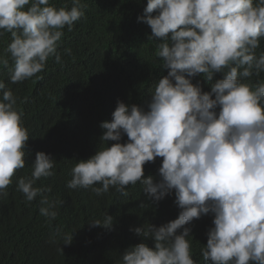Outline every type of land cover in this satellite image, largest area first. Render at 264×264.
Masks as SVG:
<instances>
[{
	"label": "clouds",
	"instance_id": "obj_1",
	"mask_svg": "<svg viewBox=\"0 0 264 264\" xmlns=\"http://www.w3.org/2000/svg\"><path fill=\"white\" fill-rule=\"evenodd\" d=\"M71 4L57 8L51 0H0V37L10 34L0 64L8 67L11 60V83L42 79L37 74L50 57L61 63L57 47L63 30L72 31L87 8L81 0ZM137 21L150 28L148 39L162 41L156 56L167 75L154 85L147 111L117 101L111 121L99 125L100 140L116 143L77 162L66 187L91 189L98 197L114 187L127 197V186L139 182L154 203L174 191L178 217L159 227L130 229L151 238L153 247L142 242L126 249L120 264H195L191 229L184 226L209 213L213 227L200 249L205 261L264 264V80L246 82L264 73V52L257 54L264 40V0H147ZM216 73L223 78L210 85V92L191 82L197 76L212 81ZM0 93L4 197L16 170L25 167L29 134L17 97L2 80ZM122 134L127 136L123 144ZM156 158H162L159 182L143 172V165ZM54 167L50 155L38 152L31 175L20 177L16 186L25 202L41 197L39 213L47 223L56 220L61 202L44 195L51 188L34 185L53 176ZM112 224L106 214L90 222L105 229ZM178 229L183 231L176 235ZM62 239L69 245L72 235L64 233Z\"/></svg>",
	"mask_w": 264,
	"mask_h": 264
},
{
	"label": "trees",
	"instance_id": "obj_2",
	"mask_svg": "<svg viewBox=\"0 0 264 264\" xmlns=\"http://www.w3.org/2000/svg\"><path fill=\"white\" fill-rule=\"evenodd\" d=\"M51 3L57 8L72 6L71 0ZM81 3L87 5L85 18L77 21L72 31L64 28L57 47L61 63L50 57L44 71L37 74L42 79L34 76L13 84L9 79L11 60L8 67L0 64V80L17 97L16 108L22 113L29 134L23 149L25 167L16 170L6 189L7 196L0 197V264H120L126 249L142 242L153 247L151 238L139 237L130 229L147 224L159 227L175 220L180 212L174 203V191L154 203L139 182L127 186V197L114 187L99 197L91 189L66 187L77 162L86 161L97 150L116 143L100 140L104 130L99 125L111 121L117 101L147 111L154 85L167 75L156 56L157 45L162 41L148 39L152 35L150 28L137 21L147 0ZM8 42L10 34L0 37V55ZM65 49H70L71 54ZM261 52L264 40L257 49V54ZM222 78L221 73H216L212 81L197 76L191 82L202 92H210V85ZM257 79L264 80V73L246 82L254 83ZM126 142L127 136L122 134L119 143ZM38 152L55 161V174L40 178L34 185L51 188L44 195L61 202L56 208L58 216L51 223L39 213L41 197L25 202L23 194L16 190L18 179L31 175ZM161 163L162 158L145 163L144 177L159 182ZM105 214L113 218L110 229L90 225L95 219L102 220ZM213 218L209 213L184 226L191 229L188 239L195 264H210L203 259L200 249L207 243ZM182 231L178 229L176 235ZM64 233L72 235L69 245L63 244Z\"/></svg>",
	"mask_w": 264,
	"mask_h": 264
}]
</instances>
